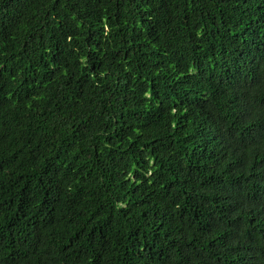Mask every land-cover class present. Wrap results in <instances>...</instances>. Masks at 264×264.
<instances>
[{"label": "trees", "instance_id": "obj_1", "mask_svg": "<svg viewBox=\"0 0 264 264\" xmlns=\"http://www.w3.org/2000/svg\"><path fill=\"white\" fill-rule=\"evenodd\" d=\"M0 264H264V0H0Z\"/></svg>", "mask_w": 264, "mask_h": 264}]
</instances>
